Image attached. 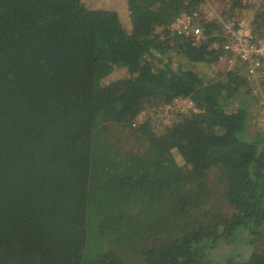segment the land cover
<instances>
[{"label":"trees","instance_id":"trees-1","mask_svg":"<svg viewBox=\"0 0 264 264\" xmlns=\"http://www.w3.org/2000/svg\"><path fill=\"white\" fill-rule=\"evenodd\" d=\"M222 1L125 0L129 30L82 0H0V264H235L212 251L238 239L264 264V146L242 138L264 67L223 30L252 10L264 36V2ZM183 13L201 36L171 32Z\"/></svg>","mask_w":264,"mask_h":264},{"label":"rangeland","instance_id":"rangeland-1","mask_svg":"<svg viewBox=\"0 0 264 264\" xmlns=\"http://www.w3.org/2000/svg\"><path fill=\"white\" fill-rule=\"evenodd\" d=\"M228 1V0H227ZM244 3L248 4H259L264 2V0H242ZM82 2L85 4L87 8L90 9H110V10H116L120 17L122 18V21L124 22V25L130 30V23L128 20V15L126 11V5L125 0H82ZM224 2L222 0H207L205 7L203 8V11L205 12L204 16L202 18H218L221 16L220 14V8L223 6ZM244 14H238V16L241 19H250L251 15H253V11H244ZM239 18V19H240ZM234 61L231 60V62L228 66L226 65L227 69H230ZM223 65L220 64L217 68L222 67ZM264 74V70L263 73ZM253 83V82H252ZM261 84L260 82L255 83V88H257L256 95L258 96L260 100L259 109L255 115L252 116L249 127L252 129L253 133L243 134L242 138L248 140V136L253 135L261 140L264 146V94L261 93V91L258 89L257 85ZM262 85V84H261ZM187 102V101H186ZM174 107V108H170ZM193 107V106H191ZM187 108V104L185 102H180V98L175 100V102L172 104V106H169V108L166 109H158V112L155 116V125L157 128L158 133H163L170 127H172L176 122V115L178 113H186L189 108ZM183 110V111H182ZM255 126V128H254ZM175 156L180 164L183 163V161L180 159V157L176 154ZM260 250H264V244L259 247ZM252 251V247H250L245 241H240L238 239L237 242H234L232 244H226L222 242L215 250L212 251V257L216 259L215 261H221L225 262L228 259H231L232 261H235V264H241L243 261L247 260L250 256Z\"/></svg>","mask_w":264,"mask_h":264},{"label":"built area","instance_id":"built-area-1","mask_svg":"<svg viewBox=\"0 0 264 264\" xmlns=\"http://www.w3.org/2000/svg\"><path fill=\"white\" fill-rule=\"evenodd\" d=\"M197 18L196 14H181L171 24V32L185 37L201 36L202 31L195 23ZM223 30L227 40L225 49L233 53V58H237V56L241 58L247 64L250 79L257 81L260 71L264 67V36L253 32L249 19H240L236 22L227 21ZM232 61L235 60L232 59ZM180 102H185L187 108L194 105L191 100L180 98Z\"/></svg>","mask_w":264,"mask_h":264}]
</instances>
